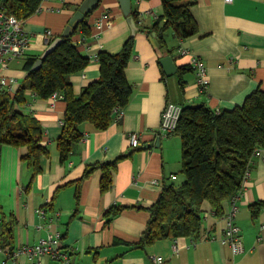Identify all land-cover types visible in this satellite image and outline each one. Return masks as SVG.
Returning a JSON list of instances; mask_svg holds the SVG:
<instances>
[{
  "label": "crops",
  "instance_id": "0c3cea01",
  "mask_svg": "<svg viewBox=\"0 0 264 264\" xmlns=\"http://www.w3.org/2000/svg\"><path fill=\"white\" fill-rule=\"evenodd\" d=\"M82 2L48 1L27 18L25 26L31 36L27 55L40 57ZM132 11L142 18L141 24L152 25L163 14L162 0H132ZM192 11L198 32L190 37L181 39L169 30L161 40L155 34L136 31L133 56L125 71L133 92L123 117L113 119L104 130L83 124L84 137L66 162L57 149L66 100L58 93L44 99L27 92L28 102L22 110L41 123L43 144L50 153L41 157V172L34 175L23 160L26 148L4 145L1 149L0 206L14 237L12 246H0L4 260L16 248L36 244L57 230L63 234V250L73 264H264V205L256 215L251 208L264 201V148L253 158L250 177L235 202L240 252H233L225 241V216L232 202L225 203L222 216L214 213L209 202L203 203L200 239L165 238L139 245L151 216L149 207L166 184L183 180L182 139L161 130L166 104L232 109L258 88L264 90V0H196ZM103 14L109 15L110 25L103 19L102 26L98 25ZM88 20L90 37H74L80 51L90 58L85 69L70 76L77 95L100 76L97 54L119 52L132 35L118 0H102ZM181 46L205 62L209 77L205 90L197 84L189 56L180 54ZM166 56L177 67L173 75L161 64ZM23 65V59H16L0 67V74L15 79L13 93L27 76ZM135 132L140 140L137 148L130 143V134ZM115 160L111 186L102 190L100 166ZM92 166L96 169L85 176ZM175 243L180 248L178 255L173 253ZM157 257L163 261L156 262Z\"/></svg>",
  "mask_w": 264,
  "mask_h": 264
},
{
  "label": "trees",
  "instance_id": "16d2710c",
  "mask_svg": "<svg viewBox=\"0 0 264 264\" xmlns=\"http://www.w3.org/2000/svg\"><path fill=\"white\" fill-rule=\"evenodd\" d=\"M195 4L196 0H162L163 14L152 25L141 24L136 11H132V15L138 29L148 36L155 34L162 40L164 34L172 30L176 37L184 39L198 32L192 11ZM39 6L40 0H0V7L6 12L25 20L36 13ZM92 13L43 59L38 69H33L38 56L26 55L23 58L27 76L14 93L0 89V160L4 145L26 148L23 160L37 175L41 172V157L49 156V148L43 144L41 123L22 110L28 102V91L44 99L58 93L67 102L62 132L57 139L62 162L73 155L82 141L83 124L89 123L99 130L107 129L115 111L130 102L133 85L125 71L133 56L134 35L117 53L100 51L97 54L99 78L85 86L80 94L73 91L70 76L90 63V58L80 51L79 42L74 37L77 34L84 39L90 37L88 19ZM182 106V115L174 133L182 139L183 180L180 184H166L159 198L149 207L151 216L139 243L142 247L165 238L200 239L203 203L209 202L217 216L224 215L225 203L241 194L245 173L252 167L255 155L264 148L263 89L258 88L247 96L242 105L232 109L216 110L205 104ZM116 162L100 166L103 171L102 190L111 186V170ZM95 169L93 166L87 168L85 176ZM263 205L264 201L253 204V215ZM0 222L4 225L0 231V246H12V229L3 219L1 206Z\"/></svg>",
  "mask_w": 264,
  "mask_h": 264
},
{
  "label": "built area",
  "instance_id": "2783aa9c",
  "mask_svg": "<svg viewBox=\"0 0 264 264\" xmlns=\"http://www.w3.org/2000/svg\"><path fill=\"white\" fill-rule=\"evenodd\" d=\"M53 0H40V6L38 11L43 9L45 2ZM64 4L66 0H56ZM232 2L233 0H226ZM102 19L106 21L107 26L111 24V19L108 14H103V17L98 21V25L102 26ZM140 23L142 18L139 19ZM26 20L16 17L13 14H9L2 7H0V67L6 68L12 60L23 59L30 48L31 36L26 30ZM50 35L51 32H48ZM179 52L183 56H189L190 66L193 68L196 81L201 90H205L209 85V77L207 73V66L205 62L196 54H194L189 48L181 46ZM15 84V79L0 74V89H6L12 92V87ZM57 93L52 97H57ZM183 106L169 101L162 113L161 118V130L166 134L173 133L179 124ZM124 115L123 108L117 109L114 113L113 119H121ZM130 143L133 148H137L140 144L139 134H130ZM259 154V152L257 153ZM251 174V168H248L245 176L244 183L249 179ZM173 179L177 176L173 175ZM234 197L230 202L234 205L228 211L225 216L226 228H225V241L229 243L233 252L238 253L242 250L240 227L235 223L237 198ZM40 214L44 213V210L39 209ZM264 228V225L262 226ZM178 244H174L173 253L179 254ZM156 262H162L161 257L156 258ZM12 261L13 264H73L70 255L63 250V234L60 231H49L48 235L38 241L36 244H24L11 253L8 254V258L3 260L1 264H8V261Z\"/></svg>",
  "mask_w": 264,
  "mask_h": 264
},
{
  "label": "water",
  "instance_id": "95a60500",
  "mask_svg": "<svg viewBox=\"0 0 264 264\" xmlns=\"http://www.w3.org/2000/svg\"><path fill=\"white\" fill-rule=\"evenodd\" d=\"M122 8L123 13L127 16V20L132 28V35H135L136 31L139 30L138 26L132 15V0H118ZM102 0H83L78 10L71 16L67 26L65 27L62 34L56 37L46 48L43 54L39 57L35 63L33 69H38L43 64V59L52 52L65 37H69L74 33L78 25L85 20V18L93 11H95L101 4ZM161 64L164 66L165 71L168 75H173L177 67L171 56H166L161 59Z\"/></svg>",
  "mask_w": 264,
  "mask_h": 264
},
{
  "label": "rangeland",
  "instance_id": "374dc122",
  "mask_svg": "<svg viewBox=\"0 0 264 264\" xmlns=\"http://www.w3.org/2000/svg\"><path fill=\"white\" fill-rule=\"evenodd\" d=\"M180 182H181V179H180V180H177L176 183H177V184H180ZM8 225H9V224H8ZM0 227H1V229L4 228V225H3L2 222H0ZM0 241H1V238H0ZM5 256H6V254H4V252H3L2 250H0V264H1L2 261L4 260L3 258H5ZM8 264H12L11 261H9Z\"/></svg>",
  "mask_w": 264,
  "mask_h": 264
}]
</instances>
